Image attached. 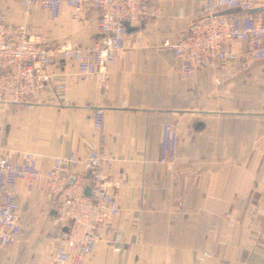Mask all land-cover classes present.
<instances>
[{"label": "crops", "instance_id": "1", "mask_svg": "<svg viewBox=\"0 0 264 264\" xmlns=\"http://www.w3.org/2000/svg\"><path fill=\"white\" fill-rule=\"evenodd\" d=\"M157 14L131 26L104 89L80 81L75 65L54 58L52 81L25 109H0V156L30 152L41 169L69 153L81 161L92 148L114 189L118 213L99 226L83 264H264V60L235 44V61H217L182 77L165 41L175 42L202 12L201 0H154ZM8 24H24L49 48L87 49L98 35V11L72 21L29 12L22 0H0ZM62 84L64 87L58 89ZM102 108L101 129L92 113ZM176 134L175 159L161 163L164 125ZM67 166L72 180L88 175L83 162ZM20 239L0 245V264H69L55 259L64 233L44 186H12ZM119 235V242L114 236ZM208 255L204 256L203 253Z\"/></svg>", "mask_w": 264, "mask_h": 264}, {"label": "built area", "instance_id": "2", "mask_svg": "<svg viewBox=\"0 0 264 264\" xmlns=\"http://www.w3.org/2000/svg\"><path fill=\"white\" fill-rule=\"evenodd\" d=\"M153 1L22 0L28 12L44 9L55 18L65 11L74 22L79 21L87 7L97 10L98 35L87 49L68 44L46 47L28 36L24 24H8L0 14V109L6 110L12 105L30 108L52 81L48 67L54 58L75 65L78 80L94 77L96 88L104 89L109 67L123 48L127 33L125 22L138 26L144 17L155 16L157 9ZM201 1V14L188 24L184 34L175 42H164L178 57L182 77H190L217 61L237 60L235 44L245 47L251 59L264 60V0ZM227 9H238L242 14L228 13ZM102 121L103 110L99 107L92 113L94 128L101 129ZM163 129L160 162L167 163L175 159L177 134L172 124L164 125ZM2 141L0 125V148ZM80 161L71 152L55 157L44 170L30 152H25L19 161L0 156V245L16 244L20 239V209L12 186L24 180L30 190L34 184L41 183L48 199L56 204L54 224L64 233V245L55 248V259L69 264L84 263L85 257L95 249L99 226L111 222L118 213L114 189L119 183L110 181L102 173L98 148L90 149L81 161L88 175L87 183L82 174L71 180L67 166L74 167ZM86 186L88 194H84ZM114 239L119 242V235Z\"/></svg>", "mask_w": 264, "mask_h": 264}, {"label": "water", "instance_id": "3", "mask_svg": "<svg viewBox=\"0 0 264 264\" xmlns=\"http://www.w3.org/2000/svg\"><path fill=\"white\" fill-rule=\"evenodd\" d=\"M234 10H238V9H227L226 12L232 13V11ZM125 26L127 27V31H130L132 29V27L128 24V22H125ZM88 192H89V187L86 186L84 188V194H88Z\"/></svg>", "mask_w": 264, "mask_h": 264}, {"label": "trees", "instance_id": "4", "mask_svg": "<svg viewBox=\"0 0 264 264\" xmlns=\"http://www.w3.org/2000/svg\"><path fill=\"white\" fill-rule=\"evenodd\" d=\"M232 13L238 14V15H241L242 14V12L240 10H234V11H232Z\"/></svg>", "mask_w": 264, "mask_h": 264}]
</instances>
